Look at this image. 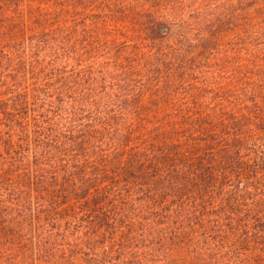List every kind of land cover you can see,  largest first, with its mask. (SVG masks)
I'll list each match as a JSON object with an SVG mask.
<instances>
[{
	"label": "trees",
	"instance_id": "trees-1",
	"mask_svg": "<svg viewBox=\"0 0 264 264\" xmlns=\"http://www.w3.org/2000/svg\"><path fill=\"white\" fill-rule=\"evenodd\" d=\"M0 264H264V0H0Z\"/></svg>",
	"mask_w": 264,
	"mask_h": 264
}]
</instances>
